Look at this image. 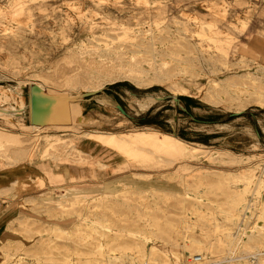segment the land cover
<instances>
[{
    "label": "rangeland",
    "instance_id": "374dc122",
    "mask_svg": "<svg viewBox=\"0 0 264 264\" xmlns=\"http://www.w3.org/2000/svg\"><path fill=\"white\" fill-rule=\"evenodd\" d=\"M13 1L0 0V104L26 107L0 114V179L9 182L0 202L13 200L18 215L29 209L0 227V264H192V236L213 259L236 249L229 214L238 203L257 198L264 223V190L252 195L264 184V0ZM97 86L91 97L113 99L82 111L81 93ZM146 93L159 98L130 107ZM30 97L51 100L58 119L27 128ZM99 132L138 139L132 149L102 145L121 169L76 156ZM14 141L29 143L27 154ZM29 153L27 183H12ZM64 162L86 173L49 175ZM123 177L169 188L65 194Z\"/></svg>",
    "mask_w": 264,
    "mask_h": 264
},
{
    "label": "bare ground",
    "instance_id": "6f19581e",
    "mask_svg": "<svg viewBox=\"0 0 264 264\" xmlns=\"http://www.w3.org/2000/svg\"><path fill=\"white\" fill-rule=\"evenodd\" d=\"M18 4H19V0H14L12 2V6H15ZM83 80H84V77L82 76V82H83ZM75 82H76L75 84L78 83V81H75ZM84 83L86 85L87 80L84 81ZM6 88H8V87H5L4 85L0 84V90H1L0 94H4L7 90ZM97 89H99V86L94 87V89L92 88L90 90H97ZM6 96H7V94H5V97ZM37 97L39 99L42 98L40 96H37ZM96 98L101 100L102 102H105V103L109 102V100L107 98H105L104 96H96ZM156 98H159V97H157V95L154 96L150 93L143 94L140 97L135 96V97H133V100L130 102V107L135 109L136 111H138L139 109L145 110L153 104V102L156 100ZM29 101H31L28 103V105H29L28 108H30L29 114H30V118H31V123L28 126H26L27 128H30L31 130L35 131V130H38L44 126L43 124H39V123L52 124L58 119V117H55V114H53L51 112L50 108L48 107L50 105H53L52 103H50L51 100H47L43 103H39V101L35 102L34 98H31V100H29ZM114 105L117 106L119 111L124 112L123 110H121L119 108L117 103H114ZM25 107L26 106L23 105L22 102H19V101L17 102V104L15 106L9 105L8 103L4 102V103L0 104V114L4 117H8V118L12 117L13 115H16L19 117L23 113V110H25ZM163 134H166V133H163ZM94 135L95 136H93L92 139L94 142H97V144H105V145L113 146L118 150L132 149L134 146V141H138V139H136V138H129V139L125 138V137H123V135H119L116 132H99V133H95ZM142 135L143 134L137 133V134H134L131 136H142ZM165 137H171V136H164L163 142L165 145L173 148L174 147L173 143ZM13 144L17 147V149L20 150L21 153L27 154V152L29 151V146H30L29 143L27 144V143H23L22 141H14ZM30 155H31V153L26 155V157L30 156ZM21 161H18L15 164H17ZM3 169H5V168H3ZM0 170H2V168ZM13 183H15V181H13ZM248 186H249V183H248ZM153 189H156V188H153ZM256 190H258V192L261 190V192H262L264 190V184L259 185L258 183H255L253 190H252V195H253V193H255ZM259 197L261 199H264L263 196H261V195H259ZM32 198H34V196H30V195L25 196L26 201H30V200H32ZM50 199H53V198L50 197ZM256 202H257V198H254L253 200H252V198H249V202L247 204H244L243 202L238 203L234 207V209L231 211V213L229 214V215H232V217L234 215L238 217L236 222H235L233 237H232V239H230V242H229L230 244L231 243L236 244V249L234 251H229L228 254H226L225 256L223 255L224 257L221 256V257H223L222 259H213V256H211V254H209L208 251L201 250L200 247L202 245V240L198 236H192L189 238L190 239L189 242H191L189 244V246L198 247L197 250H199V251L192 253L191 254L192 259L191 260L189 259L188 262H190L192 264H210V263L211 264H262V263H264V238H262V236H264V223L262 222V218H259L258 214L256 212H254V209L251 207V206H253L252 204L253 203L256 204ZM242 204H244L243 210L240 211V209H241L240 206ZM27 209H29V208L27 206L23 205V208H22V211L20 212V215H18L16 217L24 216V213ZM5 214H6V212H5ZM263 217H264V215H263ZM251 219H252V222H255V224L254 223L252 224L253 227H249V224H250L249 222ZM230 233H231V231H230ZM242 236H245L246 238L253 239L254 241L252 243H246V242L243 243L242 239H244V238ZM9 238H7V239H9ZM240 242H241V244H240ZM231 253L233 255H229Z\"/></svg>",
    "mask_w": 264,
    "mask_h": 264
},
{
    "label": "crops",
    "instance_id": "0c3cea01",
    "mask_svg": "<svg viewBox=\"0 0 264 264\" xmlns=\"http://www.w3.org/2000/svg\"><path fill=\"white\" fill-rule=\"evenodd\" d=\"M126 91H127V89H126ZM101 92H103V93H101L102 94L101 96H104L107 99L108 98L111 100L113 99L105 91H101ZM90 99H94V101H98V100H96L95 97H91V96L82 97L81 98L82 111L86 110L87 112L92 113L95 110L90 104ZM92 104H93V102H92ZM79 144L84 149H89V151H80L81 154L76 155L77 157L81 156V157L93 158L94 162L97 163V165H99L105 171L106 170H117V169L122 168L123 164L122 163H121L122 165L119 164V162L116 160L115 156L112 154H109L108 151H106L102 145L107 146V147H113V146H109V145H105V144H97V142H94V143L89 142L86 139L81 140L79 142ZM113 148H115V147H113ZM32 157L33 156H29L25 160H22L21 162L17 163V165L15 166V168L13 170L14 172H17V175L14 176V178L12 179V183H13V181H15V183H17V184H26L27 183L26 178L24 176H22V172H24L26 170V167L23 165L22 162L31 161ZM60 165L63 167L60 171L50 169L49 175L53 176L54 178H58V177H61L63 175H65L67 177L68 176H79L85 171V169H82V166L77 167L76 165L71 164V163L68 164L67 162L60 163ZM84 173H86V172H84ZM28 177L33 178V179L35 178V176H31V175H28ZM151 179H152L151 177L150 178L148 177L144 181L143 180L138 181V180L133 179V178H124L123 177L117 181H115V180L106 181V183L101 184V186H99L98 188H90V187L89 188H81V187H76V186L72 185L71 187H68L65 190V194H73L78 198H81V196H87V195L91 196L90 198H95L97 196H101L104 194H109V193L111 194L113 192L115 193V192L119 191V189H121L123 186H131L135 189H141V190H145V189H149V188H153V187L158 188V189H168L169 188L168 185L165 184L163 181L160 184H158V183L155 184L153 181H150ZM143 184H146V186H143ZM8 186H9V182L5 181L4 178H1L0 179V190H3ZM24 194H25V196H29V195L34 196L32 194H29V193H21V195H23V196H24ZM48 195L45 194L44 197L46 199H50V197ZM13 202H14L13 200L8 201L7 203L0 202V216H1L0 217V227H2L3 224L6 225L7 222L9 223L12 219H14L16 216H18V212L16 213V210H15L16 207H14L15 205ZM5 212H6V214H5Z\"/></svg>",
    "mask_w": 264,
    "mask_h": 264
},
{
    "label": "water",
    "instance_id": "95a60500",
    "mask_svg": "<svg viewBox=\"0 0 264 264\" xmlns=\"http://www.w3.org/2000/svg\"><path fill=\"white\" fill-rule=\"evenodd\" d=\"M99 91H100V89L85 91V92L81 93V96L86 97V96L94 95V94H97ZM175 98L178 99L177 97H175ZM117 105L119 106V108L121 110H123L125 112L124 108L119 103H117Z\"/></svg>",
    "mask_w": 264,
    "mask_h": 264
},
{
    "label": "built area",
    "instance_id": "2783aa9c",
    "mask_svg": "<svg viewBox=\"0 0 264 264\" xmlns=\"http://www.w3.org/2000/svg\"><path fill=\"white\" fill-rule=\"evenodd\" d=\"M23 112H24V110H23Z\"/></svg>",
    "mask_w": 264,
    "mask_h": 264
}]
</instances>
